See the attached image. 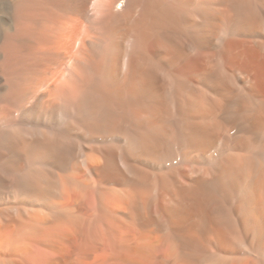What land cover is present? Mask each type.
Returning a JSON list of instances; mask_svg holds the SVG:
<instances>
[{
    "label": "bare ground",
    "instance_id": "bare-ground-1",
    "mask_svg": "<svg viewBox=\"0 0 264 264\" xmlns=\"http://www.w3.org/2000/svg\"><path fill=\"white\" fill-rule=\"evenodd\" d=\"M0 264H264V0H0Z\"/></svg>",
    "mask_w": 264,
    "mask_h": 264
}]
</instances>
